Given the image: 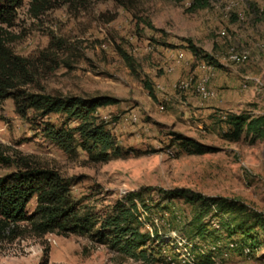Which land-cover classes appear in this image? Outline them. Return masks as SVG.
Wrapping results in <instances>:
<instances>
[{
    "label": "rangeland",
    "instance_id": "374dc122",
    "mask_svg": "<svg viewBox=\"0 0 264 264\" xmlns=\"http://www.w3.org/2000/svg\"><path fill=\"white\" fill-rule=\"evenodd\" d=\"M208 1L193 9L194 0H23L5 28L13 53L33 66L24 90L117 102L97 108L85 123L108 138L95 146L85 142L82 120L33 109L19 115L13 99H4L0 144L19 165L25 158L71 179L81 209L103 215L139 191L141 227L155 236L160 261L122 255L87 234L35 236L26 221L15 238L0 237V264H264V136L245 130L235 140L225 120L230 113L264 115V71L260 80L233 79L243 65L264 60V0ZM237 52L247 61L234 62ZM254 87L260 95L249 98ZM224 96L229 104L222 105ZM49 128L71 130L73 150L53 143ZM180 137L209 149L191 153ZM17 169L0 164V176ZM178 188L235 200L247 212L169 197L166 191ZM35 206L34 197L27 215ZM256 213L258 224L248 219Z\"/></svg>",
    "mask_w": 264,
    "mask_h": 264
},
{
    "label": "trees",
    "instance_id": "16d2710c",
    "mask_svg": "<svg viewBox=\"0 0 264 264\" xmlns=\"http://www.w3.org/2000/svg\"><path fill=\"white\" fill-rule=\"evenodd\" d=\"M22 2L23 0H0V102L7 98L13 99L19 115H25L30 109L40 111L44 115L64 113L68 119L84 122L80 130L86 138V143L93 139L95 146L99 145L98 142L109 144L101 128L90 130L85 123L89 122L97 108L116 103L115 98L62 97L24 90V86L33 80V66L28 58L13 53L6 41L5 28L12 23ZM208 4V0H194L192 7L197 9ZM147 88L152 93V87L147 85ZM225 120L231 126L230 137L235 140L239 139L245 130L256 137L264 136V115L254 117L249 114L230 113L225 116ZM46 133L53 143L65 151L73 150L74 134L71 130L49 128ZM178 140H181L182 145L191 153H206L209 149L189 137H180ZM87 149L92 151L91 147ZM104 151L101 152L104 153L102 158L107 153ZM20 160L21 165L11 159L6 153V148L0 144V164L18 165L16 171L0 176V237L7 233L9 237L15 238L19 233V223L27 221V229L35 236L46 233L87 234L94 242L105 244L122 255L149 262L160 261V258L156 257L155 248L152 247V243L157 241L155 236L141 227L140 210L135 201L139 191L130 192L126 199H117L106 213L99 215L95 210L78 207L71 196V179L55 169L30 166L25 158ZM166 192L169 197L199 203L206 209L215 205L226 212L238 209H246L247 212V207L235 200L206 197L185 188ZM34 197L35 209L31 215H27L26 206ZM142 207L145 210L150 209L145 203ZM248 215V219H255V222L259 223V214ZM245 225V222L238 224L236 229H243ZM155 235L160 238L158 233ZM249 247L252 252L257 248L253 244Z\"/></svg>",
    "mask_w": 264,
    "mask_h": 264
},
{
    "label": "crops",
    "instance_id": "0c3cea01",
    "mask_svg": "<svg viewBox=\"0 0 264 264\" xmlns=\"http://www.w3.org/2000/svg\"><path fill=\"white\" fill-rule=\"evenodd\" d=\"M261 61H262L261 63L260 62H250V63H248L246 65H243V69L244 70H242V72H240L239 74H237V76H233V79L235 81H238V82L242 80L241 77H243L244 79L245 78H249L251 80L253 79L254 81L255 80H260L261 79V75H263L261 72L264 71V67L263 68H260V64L264 65V62H263L264 60L262 59ZM211 87H216L215 81H212ZM249 90L251 91V92L248 93L249 98H250V96H252V97L253 96L259 97L260 91L258 90V88H255L254 87V88H251ZM226 97L225 96H224V98L222 97V101H221L222 105H226V103L227 104L230 103V100L229 99H231V98H229L227 100ZM241 101L242 100L238 96L233 97V100H232V102H235L236 104L240 103Z\"/></svg>",
    "mask_w": 264,
    "mask_h": 264
},
{
    "label": "bare ground",
    "instance_id": "6f19581e",
    "mask_svg": "<svg viewBox=\"0 0 264 264\" xmlns=\"http://www.w3.org/2000/svg\"><path fill=\"white\" fill-rule=\"evenodd\" d=\"M263 43H264V42H263ZM259 47H260V46H259ZM231 59H232L234 62H236V63H243V62H246V61H247L248 56H247V54H245V53L237 52V53H235V54L231 57ZM199 90H200L201 94H203L205 97L208 96L209 92H208V90H207L206 87L201 86Z\"/></svg>",
    "mask_w": 264,
    "mask_h": 264
}]
</instances>
